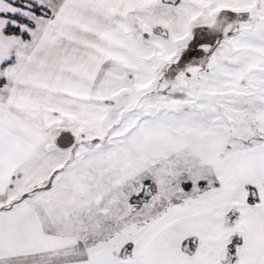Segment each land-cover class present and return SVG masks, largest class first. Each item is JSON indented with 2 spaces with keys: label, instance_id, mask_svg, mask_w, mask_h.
<instances>
[{
  "label": "snow or ice",
  "instance_id": "obj_1",
  "mask_svg": "<svg viewBox=\"0 0 264 264\" xmlns=\"http://www.w3.org/2000/svg\"><path fill=\"white\" fill-rule=\"evenodd\" d=\"M0 264H264V0H0Z\"/></svg>",
  "mask_w": 264,
  "mask_h": 264
}]
</instances>
